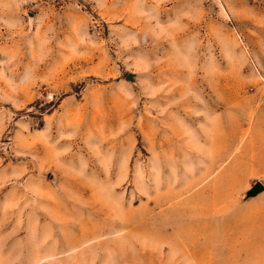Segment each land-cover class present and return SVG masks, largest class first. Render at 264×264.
<instances>
[{
  "label": "rangeland",
  "instance_id": "obj_1",
  "mask_svg": "<svg viewBox=\"0 0 264 264\" xmlns=\"http://www.w3.org/2000/svg\"><path fill=\"white\" fill-rule=\"evenodd\" d=\"M255 120L264 0H0V264H264L185 212Z\"/></svg>",
  "mask_w": 264,
  "mask_h": 264
},
{
  "label": "crops",
  "instance_id": "obj_2",
  "mask_svg": "<svg viewBox=\"0 0 264 264\" xmlns=\"http://www.w3.org/2000/svg\"><path fill=\"white\" fill-rule=\"evenodd\" d=\"M253 125L255 131V128H260L257 132L264 134V121L255 120ZM212 142L218 145L219 137L212 138ZM257 144V149H264V141ZM207 167V173L200 176L205 178L203 181H207L201 191L204 201L200 207L190 206L185 212L193 220V232L190 236L194 238L203 233L209 241L207 255L216 256L217 251L213 247L218 250V246L224 245L225 240L232 239L237 240L238 244H249L248 241L255 236V230L264 229V189L255 195L249 194L253 185L251 183L264 181V177H261L264 175V161L258 162L256 166L245 163L239 166L234 161L226 168L227 172L221 168L215 173L218 161L208 164ZM240 167L242 172L238 173ZM224 183L232 187L227 196L222 188ZM235 183H241V190L235 191ZM243 191H248L244 198L241 196ZM255 204H258L257 207ZM257 222L260 225H256Z\"/></svg>",
  "mask_w": 264,
  "mask_h": 264
},
{
  "label": "water",
  "instance_id": "obj_3",
  "mask_svg": "<svg viewBox=\"0 0 264 264\" xmlns=\"http://www.w3.org/2000/svg\"><path fill=\"white\" fill-rule=\"evenodd\" d=\"M127 79L133 80L134 75L133 74L128 75ZM263 189L264 187L260 183H258L250 190L249 194L250 195L258 194L259 192L263 191Z\"/></svg>",
  "mask_w": 264,
  "mask_h": 264
}]
</instances>
